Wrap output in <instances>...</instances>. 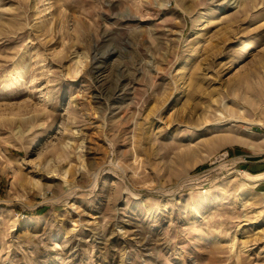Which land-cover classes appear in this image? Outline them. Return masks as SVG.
<instances>
[{
	"label": "rangeland",
	"instance_id": "obj_1",
	"mask_svg": "<svg viewBox=\"0 0 264 264\" xmlns=\"http://www.w3.org/2000/svg\"><path fill=\"white\" fill-rule=\"evenodd\" d=\"M250 160L264 0H0V264H264Z\"/></svg>",
	"mask_w": 264,
	"mask_h": 264
},
{
	"label": "crops",
	"instance_id": "obj_2",
	"mask_svg": "<svg viewBox=\"0 0 264 264\" xmlns=\"http://www.w3.org/2000/svg\"><path fill=\"white\" fill-rule=\"evenodd\" d=\"M251 163H255L256 165H252ZM248 164H251V167H255V166H264V160H250L249 162H248ZM248 173V172H247ZM264 172H260V174H263ZM251 174V173H250ZM255 174H257V175H259V173H255ZM261 181V180H260ZM262 181H263V179H262Z\"/></svg>",
	"mask_w": 264,
	"mask_h": 264
},
{
	"label": "bare ground",
	"instance_id": "obj_3",
	"mask_svg": "<svg viewBox=\"0 0 264 264\" xmlns=\"http://www.w3.org/2000/svg\"><path fill=\"white\" fill-rule=\"evenodd\" d=\"M263 176H264L263 174H259V175H257V174L256 175H249L248 174V177H253V178H256L257 180L261 179Z\"/></svg>",
	"mask_w": 264,
	"mask_h": 264
}]
</instances>
